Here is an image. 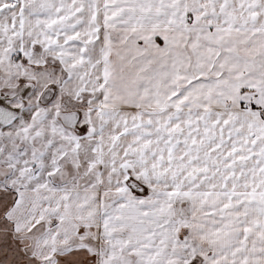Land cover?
<instances>
[{
    "label": "snow or ice",
    "instance_id": "obj_1",
    "mask_svg": "<svg viewBox=\"0 0 264 264\" xmlns=\"http://www.w3.org/2000/svg\"><path fill=\"white\" fill-rule=\"evenodd\" d=\"M0 264H264V0H0Z\"/></svg>",
    "mask_w": 264,
    "mask_h": 264
}]
</instances>
